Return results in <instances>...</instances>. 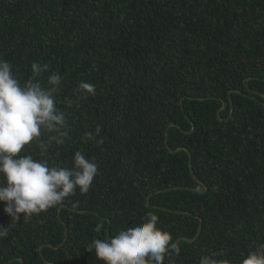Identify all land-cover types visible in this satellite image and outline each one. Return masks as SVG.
I'll use <instances>...</instances> for the list:
<instances>
[{
  "label": "trees",
  "instance_id": "obj_1",
  "mask_svg": "<svg viewBox=\"0 0 264 264\" xmlns=\"http://www.w3.org/2000/svg\"><path fill=\"white\" fill-rule=\"evenodd\" d=\"M0 57L21 83L33 62L61 77L70 133L50 163L99 166L87 194L19 222L0 202V264H103L85 246L148 211L181 249L163 264L264 243V0H0ZM97 125L101 145L83 139Z\"/></svg>",
  "mask_w": 264,
  "mask_h": 264
},
{
  "label": "clouds",
  "instance_id": "obj_2",
  "mask_svg": "<svg viewBox=\"0 0 264 264\" xmlns=\"http://www.w3.org/2000/svg\"><path fill=\"white\" fill-rule=\"evenodd\" d=\"M31 75L23 83L12 71V65L0 57V202L3 211L13 223L56 208L68 197L87 194L99 166L80 151L73 154L71 167L50 163V149L63 146L69 139L68 113L58 107L57 97L61 92V77L51 73L46 81L41 80L48 65L31 64ZM75 92L83 98L96 94V87L79 81ZM67 107L73 101L66 99ZM99 125L86 131L85 141L97 145L104 143ZM36 142L39 159L33 155H19L26 145ZM56 155H59L57 152ZM73 209L78 203L72 204ZM158 215L148 211L134 227L121 230L105 239L93 238L85 248L95 253L103 264H163L169 253L179 255L180 247L172 242L167 231L157 227ZM0 226V239L9 236L10 228ZM103 225H97L100 232ZM220 250L206 252L198 264H231ZM239 264H264V243L242 254Z\"/></svg>",
  "mask_w": 264,
  "mask_h": 264
}]
</instances>
